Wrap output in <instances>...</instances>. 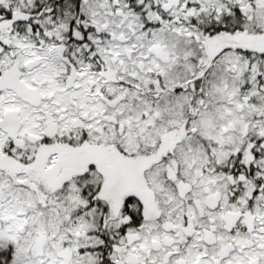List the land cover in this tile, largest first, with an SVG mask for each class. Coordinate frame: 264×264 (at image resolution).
<instances>
[{"label": "snow or ice", "instance_id": "snow-or-ice-1", "mask_svg": "<svg viewBox=\"0 0 264 264\" xmlns=\"http://www.w3.org/2000/svg\"><path fill=\"white\" fill-rule=\"evenodd\" d=\"M0 264H264V0H0Z\"/></svg>", "mask_w": 264, "mask_h": 264}]
</instances>
